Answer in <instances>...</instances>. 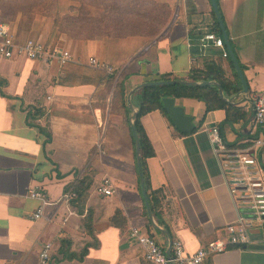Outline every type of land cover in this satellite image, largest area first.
I'll list each match as a JSON object with an SVG mask.
<instances>
[{
	"label": "crops",
	"instance_id": "1",
	"mask_svg": "<svg viewBox=\"0 0 264 264\" xmlns=\"http://www.w3.org/2000/svg\"><path fill=\"white\" fill-rule=\"evenodd\" d=\"M148 1L165 14L151 28L144 19L145 26L132 29L142 34L76 39L51 21L42 23V34L49 27L43 38L40 30L33 36L36 22L27 36L10 24L19 42L34 38L68 50L71 58L0 57V264H41L47 245L49 264H152L130 235L134 226L167 250L170 238L149 218L141 190L129 94L160 74L186 79L209 61L231 80L235 72L221 48H199V37L213 24L211 0ZM66 3L68 9L72 1ZM148 7L152 18L157 12ZM219 8L249 87L238 103L245 116L220 125L225 109L207 111L202 100L175 97L193 116L194 132L183 134L159 108L141 117L155 151L146 159L154 220L190 254L210 241H227L228 224L243 214L230 161L215 150L209 129L217 126L229 149L247 151L255 162L242 169L262 170L264 178V148L254 147L264 128L254 122L251 103L264 92V0H221ZM152 28L158 30L148 32ZM141 90L131 94L138 109ZM106 178L110 195L97 190ZM35 188L49 200L40 217L42 200L30 194ZM66 193L74 195L66 199ZM200 264H264V238L229 244Z\"/></svg>",
	"mask_w": 264,
	"mask_h": 264
},
{
	"label": "trees",
	"instance_id": "2",
	"mask_svg": "<svg viewBox=\"0 0 264 264\" xmlns=\"http://www.w3.org/2000/svg\"><path fill=\"white\" fill-rule=\"evenodd\" d=\"M9 2L0 5V23H8L4 19L17 20L18 29L29 30L34 22V15L32 12L35 10H43L45 15L54 16V22L59 29L67 33L72 38L83 39L93 38L96 36H124L128 34H142L143 31H133V28L145 26L144 19H146L148 27H152L155 21H160L163 18L164 9L154 2L148 0H71L68 10L64 14H60L58 10V4L61 0H21L23 6H17L13 3L16 1L8 0ZM148 3H147V2ZM220 1L217 0L220 7ZM27 3L24 5V3ZM143 2L147 5L152 4L153 10L151 12H157L156 17H150L146 12L148 9H144ZM165 10L166 5H163ZM161 13V16L159 13ZM221 10V9H220ZM213 14V24L208 32H215L218 35H222V30L218 19ZM159 16V17H158ZM223 18V15H222ZM152 23V24H151ZM158 29H150L148 32ZM230 59V57H228ZM231 67L235 72V80H231L225 77L223 68L215 61H209L205 69L193 68L188 76L187 80L190 81H202V80H216L224 89V94L227 97H231L242 89V83L236 72L235 65L230 59ZM170 74H160L156 80H172ZM142 99L138 110L137 117L135 119V127L139 136L141 155H142V169L145 177V185L148 193V197L151 195L149 175L146 170V159L153 156L155 151L151 144V141L145 131L142 124L141 117L154 110L161 109L169 118V114L163 105L164 97H192L202 100L207 105V111L223 108L227 112L225 120L220 125L236 122L242 119L246 112L238 106V103L245 95L242 94L240 98L235 99L233 102H227L221 98L218 86L215 84L206 85H189L184 83H165L158 85H148L143 87ZM171 119V118H170ZM197 129L195 127L190 132H184L188 134L194 132ZM153 210L156 208V200L153 199L151 203ZM82 258V257H80Z\"/></svg>",
	"mask_w": 264,
	"mask_h": 264
},
{
	"label": "built area",
	"instance_id": "3",
	"mask_svg": "<svg viewBox=\"0 0 264 264\" xmlns=\"http://www.w3.org/2000/svg\"><path fill=\"white\" fill-rule=\"evenodd\" d=\"M199 48L202 52L210 46L222 49L224 57L229 56L222 36L215 32H206L199 37ZM22 56L30 59H43L51 62L58 59L65 63L71 58L68 50L59 48H48L46 44L34 38H29L21 43L17 40L13 28L9 23H0V57L13 58ZM97 66H102L111 70L104 63L96 59L92 60ZM254 122L264 128V92L254 95L251 99ZM210 140L215 150L226 155L230 161V168L234 176L236 187L240 192L243 214L236 221L228 224L229 239L227 241L216 239L202 246L193 254L187 252L183 240L175 238L172 241L171 255H167L166 248L158 242L156 237L150 232L140 227H132L130 235L136 239L138 244L144 249L145 258L152 264H200L211 254H216L226 250L231 245L243 246L250 243L252 238L251 230L264 228V178L262 170L257 172H245L242 166L253 164L255 160L250 157L247 151L232 150L225 144L219 128L213 126L209 129ZM254 147L264 148V137L254 140ZM245 153V154H243ZM101 193L110 195L113 193L111 180L106 178L97 187ZM31 196L41 198L42 204L37 209L35 217L43 214L44 207L49 203L45 193L40 188L31 190ZM74 194L66 193L65 198H70ZM50 246L47 245L41 253V264H49Z\"/></svg>",
	"mask_w": 264,
	"mask_h": 264
},
{
	"label": "water",
	"instance_id": "4",
	"mask_svg": "<svg viewBox=\"0 0 264 264\" xmlns=\"http://www.w3.org/2000/svg\"><path fill=\"white\" fill-rule=\"evenodd\" d=\"M212 6H213V10L215 12V15L218 19V22L220 24V28L222 30V34H223V39L225 41V44L227 46V50L229 52L230 58L233 61L234 65H235V69L240 77V80L242 82V89L237 92L236 94L232 95L231 97H227L224 94V89L223 86L216 80H202V81H190L187 79H183V78H175L172 80H151V81H146L143 82L139 85H137L135 88H133L129 94L128 97V101L130 104V107L132 109V114L130 116V126H131V130L135 139V146H136V161H137V169H138V174H139V181H140V185H141V190H142V194L145 200V204H146V208H147V212H148V216L149 218L152 220L154 226L167 233L169 238H170V243L169 246L167 248V255L170 256L171 255V246H172V236L169 233L168 230L161 228L156 221L154 220V214H153V210L151 208V204L149 201V197H148V193H147V189H146V185H145V177L143 174V169H142V155H141V148H140V141H139V136L135 127V119L137 117L138 114V108L132 103L131 101V94L138 89H141L143 87H146L148 85H158V84H165V83H184V84H189V85H206V84H215L218 86V91L219 94L221 96L222 99H224L227 102H233L239 95L242 94H246L249 91V87L245 78V75L243 73V70L241 68V65L237 59V56L233 50V47L231 45V42L229 40V36H228V32L226 29V26L224 24L221 12H220V8L218 6V2L217 0H211ZM163 105L166 109V111L168 112L171 120L174 122V124L182 131L184 132H190L195 128V124L193 122V116L187 114L185 112V108L183 106L177 105L175 103V98L174 97H164L163 98ZM252 232V238L253 239H262L264 238V228L263 229H253L251 230Z\"/></svg>",
	"mask_w": 264,
	"mask_h": 264
},
{
	"label": "rangeland",
	"instance_id": "5",
	"mask_svg": "<svg viewBox=\"0 0 264 264\" xmlns=\"http://www.w3.org/2000/svg\"><path fill=\"white\" fill-rule=\"evenodd\" d=\"M12 1H16V2H14L13 4L14 5H17V6H23V3L21 2V0H12ZM24 1V0H23ZM30 1V0H29ZM71 0H61L60 1V3L58 4V10H59V12H60V14H64V12H65V10L67 11L68 9L66 8V6H67V4H69V3H66L65 4V2H70ZM7 2H9L8 0H0V5H2V4H4V3H7ZM27 3L25 2L24 3V5H26ZM71 4V3H70ZM142 5H144V9L146 8V9H148L149 7H148V5L146 4V2H143L142 3ZM21 6V7H22ZM0 14H2V12L0 11ZM32 14L34 15V22H36V24H38V28H33V32L32 33H34L33 34V36H38V33H39V30H40V36L41 37H47L49 34V27L48 26H46L45 27V31L43 32V34H42V28H43V26H45V24L43 25L42 23H45L46 22V24H48V23H50L51 21H53L54 22V16L53 15H51V16H48V15H45L44 14V12H43V10L41 9V10H39V9H37V10H35L34 12H32ZM4 21H6V22H8L9 24H15V23H18V18H17V20H9L8 18L7 19H4ZM54 25H55V22L53 23ZM43 25V26H42ZM56 26V25H55ZM57 27V26H56ZM58 28V27H57ZM32 30V28L29 30V31H25V30H20L19 32H21L24 36H27V35H29V33H30V31ZM23 31H25L24 33H23ZM22 35V36H23ZM54 36H55V34H54ZM43 37V38H44Z\"/></svg>",
	"mask_w": 264,
	"mask_h": 264
}]
</instances>
